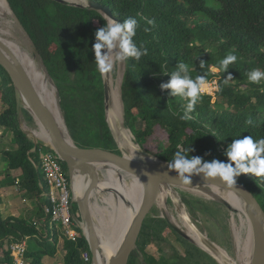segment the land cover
Returning <instances> with one entry per match:
<instances>
[{
	"label": "trees",
	"instance_id": "trees-1",
	"mask_svg": "<svg viewBox=\"0 0 264 264\" xmlns=\"http://www.w3.org/2000/svg\"><path fill=\"white\" fill-rule=\"evenodd\" d=\"M8 1L59 88L62 109L75 141L83 147H101L120 153L106 120L104 80L96 69L92 50L96 30L107 23L104 15L96 9L56 0ZM94 1L109 7L121 23L129 17L135 18L138 27L134 42L148 50L139 62L126 61L122 83L126 124L146 151L170 161L178 146L192 147L189 155L200 157L204 162L227 163L224 153L233 139L264 138V78L256 84L247 75L256 69L264 72V0ZM118 50L111 55L115 56ZM229 53L235 54L237 60L224 71L220 61ZM179 62L189 65L193 79L202 75L206 82L217 80L218 85L212 94H201L187 120H180L176 115L185 114L187 101L171 97V89L160 87L170 81ZM118 66L120 63L115 64L114 72ZM229 75L231 78L225 83ZM118 79L113 76V87ZM114 90L116 108L117 89ZM0 101L6 106L0 110V128L12 132L17 145L15 150L1 153L0 166L5 165L15 173L13 183L19 179L20 189L35 199L38 207L36 220L15 215L4 217L0 211V264H15L6 240L10 243L25 238H28L26 264H44V257H54L61 238L65 264H91L92 252L82 227L75 222L73 228L77 235L69 238L49 222L45 208L51 204V188L42 169L40 145L34 150V142L20 128L14 83L1 64ZM24 114L30 124L35 123L27 110ZM249 119L252 124L247 123ZM155 134L156 144L151 142ZM101 166L119 169L111 164ZM63 167L70 179L65 162ZM237 179L255 194L264 208V177L249 173ZM183 194L194 217H198L199 211L209 222L223 210L219 202ZM74 209L78 212L77 204ZM154 211L158 213V209ZM217 227L212 222L208 228L213 232ZM172 237L183 246V252L174 247L170 257L160 258L147 249L149 244L171 243ZM138 248L146 264H219L177 233L165 218L152 212L144 221ZM84 252L89 253V261L84 259ZM139 254L134 252L128 264H138Z\"/></svg>",
	"mask_w": 264,
	"mask_h": 264
},
{
	"label": "water",
	"instance_id": "water-1",
	"mask_svg": "<svg viewBox=\"0 0 264 264\" xmlns=\"http://www.w3.org/2000/svg\"><path fill=\"white\" fill-rule=\"evenodd\" d=\"M56 1L63 4L96 9L100 11L104 16L107 15L109 16V18L121 23V21L113 15L109 7L100 4L94 0ZM7 2L11 11L15 15L21 29L25 33L26 37L29 39L30 44L35 50L36 55L39 56L45 71L47 72L54 86L56 87L58 95L59 110L57 111L53 109L47 102H45L22 61L19 59V57L11 48V46L0 35V64L3 65L8 71L14 83L20 128L34 142L35 147L38 144H44L46 146H49L66 163L71 181L73 206L74 204H77L79 213V216L76 214L75 221L78 224H82V226L80 224L79 225L82 227L83 232L89 242L90 249L92 252L91 264H104L100 255V253L102 252L101 239L97 230L95 215L93 212V199L97 193H101L100 185L103 179L102 166L100 167L101 164H111L115 167L125 170L136 176L143 185V198L141 200V203L139 204V207L137 208L133 218L131 219L121 243L119 244L115 252L109 256L105 264H128L131 255L134 252L139 253L138 239L140 237L144 221L151 213L152 209L156 206L161 209L160 216L165 218L177 233H179L182 237L186 238L190 242L194 243L195 245L199 246L201 249L206 251L219 264H224L215 254L205 248L197 240H195L193 236H191V234L187 231L186 226L181 224L177 220L175 215L170 213L169 209L163 210L158 205L159 197L163 189L166 187H176L184 192H188L195 196L219 202L225 205L232 212H236L237 210L235 209V207H233L229 200H227L223 196L213 194L212 189L214 187H217L223 191L234 193L235 195L240 197L244 203L245 214L249 221L252 234V250L249 256V264H264V208L258 198L255 196V194L248 187H246L244 183H242L237 178L236 184L221 183L219 181L214 180L213 178H209L208 182H205L204 173L201 172L198 174L191 175V183L181 184L180 181L177 179L179 175L178 172L169 167L170 161L163 160L157 157L156 155L146 151L140 145V143L137 142L135 134L129 126L128 127L134 135L137 146L139 147L138 155H132L131 153H128L126 149L121 145L118 135L115 132V129L109 119V111L113 105L111 71L103 76L105 93V115L109 128L120 149V153L101 147H83L75 141L69 130L62 109L59 88L52 76L50 75L47 66L45 65V62L42 56L40 55L29 32L22 24L18 15L12 9L8 0ZM106 50L107 49H105L104 51L106 52ZM120 64L122 68V80L120 90L121 99L124 106V100L122 95V83L126 70V61ZM24 110H27L33 116L35 123L39 121L43 125V127L48 132L49 142L34 138L33 136H31L30 131L25 127V125L27 124H21V117L22 114H24ZM76 174L83 176L89 181L85 192L80 196L75 193V189L73 186L74 177ZM114 191L117 190L114 189ZM106 192L109 191L106 190ZM171 201L176 205L172 197ZM181 201L185 209L187 205L185 201L182 200V198ZM166 204L168 207V200H166ZM176 210L178 211L177 206ZM185 210L190 216V213L187 208ZM191 220L193 221L192 218ZM193 223L195 222L193 221ZM205 235L206 243L210 247L217 248V243L213 241L207 233H205Z\"/></svg>",
	"mask_w": 264,
	"mask_h": 264
},
{
	"label": "bare ground",
	"instance_id": "bare-ground-1",
	"mask_svg": "<svg viewBox=\"0 0 264 264\" xmlns=\"http://www.w3.org/2000/svg\"><path fill=\"white\" fill-rule=\"evenodd\" d=\"M0 35L11 46L19 59L22 61L45 102H47L53 109L58 111L59 106L56 87L50 80L39 56L36 55L35 50L31 46L29 39L21 29L15 15L8 5L7 0H0ZM114 68L115 65L113 67L112 75L113 105L109 111L112 126L114 127L115 132L118 135L121 145L123 146L124 144L126 146H123L126 151L128 153H131L132 155H138L139 147L137 146V143L131 139H128L129 142L127 143L122 142L113 121L117 117L114 106V89H117V94L119 96L118 98L121 101V109L122 111H124L120 90L122 70H120V74L118 76L119 79L113 87ZM30 131L34 138L49 142L48 132L39 121L36 123V127H33ZM102 175L103 179L101 181L100 190L103 195H101L99 201L97 200L95 203H93V212L95 215L97 230L99 232L102 245V252L100 253V255L102 261L105 264L109 256L115 252V250L121 243L128 225L133 218L137 208L139 207V204L141 203L137 192L138 190L143 189V185L136 176L120 168L113 170L102 168ZM88 183V179L76 174L74 177L73 185L75 193L79 196L82 195L85 192ZM114 189H116L117 191H114ZM103 190H107L109 192H106V194H104ZM212 193L215 195L223 196L227 200H229V202L237 210L236 213L241 218L243 224L247 226V237L249 236V247L247 253L250 256L252 250V234L249 221L245 214L243 201L234 193L223 191L217 187H214L212 189ZM168 197H172L175 201L179 213V218H181L180 223L186 226V229L191 234V236H193L195 240H197L205 248L210 250L213 254H215L224 264L231 263L228 254L222 247L217 244V248H213L206 243L205 233L202 232L195 223H193L191 217L183 207L180 193L177 192L175 188H164L159 197L158 205L163 210H168L166 204V200ZM103 228L105 229V238H103ZM249 256L246 264H249Z\"/></svg>",
	"mask_w": 264,
	"mask_h": 264
},
{
	"label": "clouds",
	"instance_id": "clouds-1",
	"mask_svg": "<svg viewBox=\"0 0 264 264\" xmlns=\"http://www.w3.org/2000/svg\"><path fill=\"white\" fill-rule=\"evenodd\" d=\"M107 21L106 25L95 32L96 42L92 45L95 53V65L101 77L109 73L115 64L128 61L129 59L140 61L142 56L147 55V49L141 45L140 47L134 42L138 22L135 18L129 17L123 23H119L114 19L105 15L103 17ZM154 24V21H149ZM145 31L150 29L145 28ZM107 49V52L104 50ZM115 56L111 54L114 50ZM237 60L235 54L229 53L220 61V65L224 71L228 70V66ZM248 75V80L252 83L259 84L264 78V72L259 69L253 70ZM229 75L225 79L227 83ZM161 89H171V97H179L186 100V112L179 116L180 120L189 119L188 113L194 111L196 104L201 99V94L207 90V82L204 76L198 75L194 79L190 75L189 65L179 62L176 70L172 72L171 79L168 83H162ZM248 124H252L249 119ZM178 149L169 167L178 172L177 179L181 184L191 183V175L204 173V180L208 182L209 178L227 184H236V178L241 174H254L256 177H264V138L253 139L252 136L233 139L228 146V150L224 153L227 156V163L220 160L204 162L200 157L189 155L193 148ZM187 174V175H186ZM219 178V179H217Z\"/></svg>",
	"mask_w": 264,
	"mask_h": 264
},
{
	"label": "rangeland",
	"instance_id": "rangeland-1",
	"mask_svg": "<svg viewBox=\"0 0 264 264\" xmlns=\"http://www.w3.org/2000/svg\"><path fill=\"white\" fill-rule=\"evenodd\" d=\"M208 2L213 3V0H208ZM120 70H122L121 64H120V67L118 66V69L115 70L114 72L115 77L119 76ZM214 81H217V80H214ZM207 90H211V88L207 87ZM208 94H212V93H208ZM116 97H117V104H116L115 110H116L117 117L114 120L115 127L121 137L122 142L127 143L129 142L128 139L135 141V138L131 130L126 124L124 111H122L121 109V101L118 98L119 97L118 94L116 95ZM5 107L6 106L0 101V110L4 109ZM109 118H110V114H109ZM25 123L28 125V126L25 125V127L29 131L33 127H36V123L30 124L26 120L25 114H22L21 124L24 125ZM2 132L3 134H1ZM8 132L9 130L7 128L5 127L0 128V157H1V153L4 150H9V149L15 150L17 147L16 143L13 141V138H12L13 136H9ZM30 134H31V131H30ZM151 142L154 144L158 142L156 138V134L154 138L151 139ZM14 178H16L14 172L8 170L5 165L0 166V211L2 212L3 216L8 217V216L15 215V216H25L27 218L38 217L35 212L36 208L38 210L37 201L35 199H31L27 194H25V191L20 189L18 182L13 183ZM175 189L180 193L182 200H184V195H185L183 194L184 191L176 187ZM104 194H106V191L104 192ZM137 194L141 201L143 198V189L138 190ZM101 195L103 194L97 193L93 199V202L95 203L97 200L99 201ZM167 200H168V209L170 213L174 214L177 220L181 222V218H179V213L176 210V205L171 201V197H169ZM223 206H222L223 210L222 212H220V215L219 216L213 215L212 221H209V222L206 221L205 217L203 216L201 212L198 211V217H194L189 211L188 207L186 208L189 211L190 216L193 219V221L196 223V225L203 232L207 233L208 236L213 241L219 244L226 251V253L228 254L233 264H246L248 261V256H249V254L247 253L248 247H249V239H248L249 236L247 237L248 235L247 226L243 224V222L241 221V218L238 216L236 212H232L225 205ZM154 208L158 209V213L154 211ZM154 208L152 209L151 212L153 213V215L159 216L161 214V209L157 206ZM212 222H214L218 226L217 230L213 229V232H211L210 229L208 228ZM79 224L82 226L81 223ZM58 230L62 232L61 228H59ZM210 233H212L215 236V238H213L210 235ZM104 237H105V233L103 230V238ZM5 243L9 244L8 242H5ZM58 247H59V250L55 254L54 257L50 258V256H46L43 258L44 264H47V263L48 264H65L64 263L65 251L63 249V239L62 238L60 239V243L58 244ZM174 247L180 250L181 252H183V246H181L177 241H175L173 237H172L171 243H164L163 245H160V246L156 244H149L147 246V249L151 253L157 255L158 257L163 258V257H170V255L173 253ZM139 253L140 254H139L138 264H146L143 254L141 252Z\"/></svg>",
	"mask_w": 264,
	"mask_h": 264
},
{
	"label": "built area",
	"instance_id": "built-area-1",
	"mask_svg": "<svg viewBox=\"0 0 264 264\" xmlns=\"http://www.w3.org/2000/svg\"><path fill=\"white\" fill-rule=\"evenodd\" d=\"M207 87L211 90H206L204 93H213L214 90L218 89L217 81L207 83ZM38 145H40L38 149L42 158V169L51 188V204L47 205L45 212L49 216L51 225H55L58 229L61 228L62 232L67 234L69 238H75L77 231L73 228V225L76 222V214L79 216V213L75 211L73 206L71 181L64 171V161L49 146ZM17 182H19V179H17ZM27 239L9 243L15 264L26 263ZM6 242H8V239ZM83 257L86 261L90 260L88 252H84Z\"/></svg>",
	"mask_w": 264,
	"mask_h": 264
},
{
	"label": "crops",
	"instance_id": "crops-1",
	"mask_svg": "<svg viewBox=\"0 0 264 264\" xmlns=\"http://www.w3.org/2000/svg\"><path fill=\"white\" fill-rule=\"evenodd\" d=\"M1 134H3V132H2ZM8 135H9V136H13V134H12L10 131L8 132ZM12 138H13V137H12ZM26 218H27V217H26ZM37 218H38V217H36V218H35V217H34V218L32 217L31 219H32V220H36ZM29 219H30V218H29ZM27 242H28V240H27ZM50 258H51V257H50ZM47 264H48V263H47Z\"/></svg>",
	"mask_w": 264,
	"mask_h": 264
},
{
	"label": "flooded vegetation",
	"instance_id": "flooded-vegetation-1",
	"mask_svg": "<svg viewBox=\"0 0 264 264\" xmlns=\"http://www.w3.org/2000/svg\"><path fill=\"white\" fill-rule=\"evenodd\" d=\"M105 238V237H104Z\"/></svg>",
	"mask_w": 264,
	"mask_h": 264
}]
</instances>
